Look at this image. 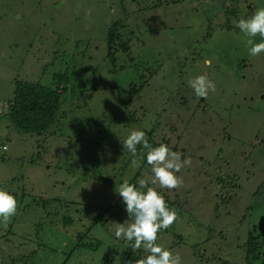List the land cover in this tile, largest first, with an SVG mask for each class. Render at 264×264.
I'll use <instances>...</instances> for the list:
<instances>
[{"label":"rangeland","instance_id":"374dc122","mask_svg":"<svg viewBox=\"0 0 264 264\" xmlns=\"http://www.w3.org/2000/svg\"><path fill=\"white\" fill-rule=\"evenodd\" d=\"M259 7L264 0H0V189L17 200L10 222L0 219V264H63L72 252L68 264H130L128 242L115 235L130 220L115 191L124 179H146L183 205L157 240L181 264H246L249 235L264 238V52L251 56L236 24ZM68 69L96 70V93L88 100L69 86L51 135L16 130L15 84L54 88ZM201 74L216 85L206 99L188 84ZM144 129L156 131L152 146L191 158L177 173L181 187L152 185L150 165L139 174L147 150L138 145L133 157L122 143ZM101 211L83 239L101 247L76 248ZM261 244L255 264H264Z\"/></svg>","mask_w":264,"mask_h":264},{"label":"clouds","instance_id":"9594fccd","mask_svg":"<svg viewBox=\"0 0 264 264\" xmlns=\"http://www.w3.org/2000/svg\"><path fill=\"white\" fill-rule=\"evenodd\" d=\"M241 32L248 38L246 44L249 54L253 57L264 52V7L257 8L247 19L241 18L236 24ZM259 35L261 42H255ZM211 62L205 60V65ZM197 97L207 98L209 92H215L216 85L207 74H201L188 80ZM123 147L133 157L137 155V146L141 145L147 150V164L151 166L154 174L152 185H159L161 189H176L182 186L183 179L178 176L185 167L191 166V158L181 159L180 153L172 151L167 144L161 143L153 147L142 130H132L123 141ZM4 145L3 151H7ZM132 166H138L137 160H132ZM137 184L124 179L115 191L122 197L130 220L123 224H116L115 235L131 243L133 251L143 248L146 255L136 259L130 264H181L179 254H174L163 245L158 244V233L168 229L176 220L175 209L168 207L165 197L156 187L149 186L146 179H140ZM17 213V200L14 195L0 189V219L7 224ZM134 241V243H132Z\"/></svg>","mask_w":264,"mask_h":264},{"label":"trees","instance_id":"16d2710c","mask_svg":"<svg viewBox=\"0 0 264 264\" xmlns=\"http://www.w3.org/2000/svg\"><path fill=\"white\" fill-rule=\"evenodd\" d=\"M227 15H236L237 12L233 9H226ZM238 17V16H237ZM114 28V25L111 26V29ZM114 31V30H112ZM110 37H112L111 40H108V46L109 49H111V46L113 44V40H117L114 37V33L109 34ZM113 53L111 50H109L108 56H110V63L114 67V56L112 57ZM115 68V67H114ZM117 70V67L115 68V72ZM73 74L74 76V82L67 81V75ZM78 73L76 71H66L62 75L55 76V87L50 88L44 86L41 81L31 82V81H18L15 84V89L13 93V97L10 100L8 104L9 108V114L8 118L10 120V123L14 128L18 131H20L23 134L26 135H37V136H48L51 135L52 127L55 125V123L58 121V115L61 110V99L62 95L66 92L68 87L70 86L71 89L75 92L83 91V96H89L96 93L99 86L95 83V79L97 78L96 70H93L91 72V75H87L84 72V76L81 75L80 77H77ZM140 88V89H139ZM139 89L138 92L141 91L142 86L137 87ZM138 94V93H137ZM128 95H130V91H128ZM91 98V96L88 97V100ZM87 99V98H86ZM87 100V102H88ZM132 99L129 98V101ZM131 116V113H127ZM161 119V118H160ZM146 133V137L153 138L154 135H156V131L146 132V130H143ZM153 147H156L153 145ZM147 156L143 159V166L139 170V174L142 173L144 168L147 166ZM112 181V180H111ZM107 181V184H111L112 182ZM231 182V180H230ZM225 182L223 183V187H225ZM165 200L167 202V205L171 209H175V211L181 212L184 210L183 205L179 202H170V200L166 197ZM24 198V197H22ZM120 202L123 203L122 197L120 198ZM225 203V200H223ZM124 204V203H123ZM107 213V211H101L100 214L96 215L94 218V221L91 225V227L88 228V231L85 232L84 235L78 236V244L76 246L80 247L78 249H81L82 251H91L95 252L97 249L101 247L100 243H93V244H85L83 242V239L88 236L90 232L94 228H96L99 223L103 220L104 215ZM117 215V212L116 214ZM71 219V218H70ZM70 219L65 220L66 225H70L73 223ZM109 221H105V223L101 224V226L105 227V224ZM177 237V236H176ZM181 236L179 237V240L181 241ZM262 242H264L263 235L256 236L255 234H250L248 242L245 244L246 248V264H255L258 259L261 258V254L259 253V250L262 247ZM133 243V242H132ZM126 249L124 250V256L126 257L127 261L125 263L134 262L136 259L143 258L144 250L138 249L133 251L131 247V243L126 244ZM199 247V245H196L194 248L195 250ZM80 250V251H81ZM199 254V251H195V256ZM73 252L71 254H68V258L64 260L63 264H68L70 262V257H72ZM35 256V253H33V257ZM32 257V255H30ZM199 261L201 260L200 255L198 256ZM109 262H112V260L104 259V263L110 264Z\"/></svg>","mask_w":264,"mask_h":264},{"label":"flooded vegetation","instance_id":"af4514ba","mask_svg":"<svg viewBox=\"0 0 264 264\" xmlns=\"http://www.w3.org/2000/svg\"><path fill=\"white\" fill-rule=\"evenodd\" d=\"M157 135V134H156Z\"/></svg>","mask_w":264,"mask_h":264}]
</instances>
